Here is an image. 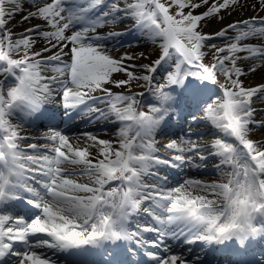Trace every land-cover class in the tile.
<instances>
[{
	"label": "snow or ice",
	"instance_id": "snow-or-ice-1",
	"mask_svg": "<svg viewBox=\"0 0 264 264\" xmlns=\"http://www.w3.org/2000/svg\"><path fill=\"white\" fill-rule=\"evenodd\" d=\"M25 3L30 8L25 9ZM200 8L205 10L195 14ZM248 10L264 12V0H0V209L27 193V202L41 210L30 221L0 211V261L49 264L42 251L57 243L125 239L146 249L153 264H187L172 248L174 242L192 245L224 239L231 225L211 209L214 197L231 190V181L187 178L170 188L166 173L150 169H178L193 164V157L201 161L195 166L203 167L209 156H215L220 158L214 166L218 171L222 166L231 169L223 176L229 172L251 176L264 192V141L248 138L254 130L264 129V119H256L254 107L257 100L264 101V83L245 86V78L264 72V16L237 19L215 32L204 30L213 20L223 22ZM17 15L19 23L40 22L14 33L8 25ZM126 20L158 49L150 64L130 63L136 57L127 52L114 55L115 47L109 48L107 42L123 31H99ZM209 53L213 60L206 64ZM137 68L142 75H136ZM119 73L127 78L115 79ZM218 74L225 83L219 95L207 99L208 85L215 87ZM158 76L163 77L162 84H156ZM135 80H142L153 94L155 103H148L147 112L142 109L148 92L125 94L108 87L125 88ZM179 86L183 91L176 99L172 92ZM57 97L69 120L74 114L90 124L118 123L114 135L119 149L90 132L79 134L74 143L55 125L58 113L44 109ZM174 104L200 105L194 121L210 122L223 133L211 141L208 155L199 134L192 131L164 144L170 159L155 155L153 137ZM37 113L38 119L48 122L41 137L45 143L23 148L20 142L29 137L20 135L22 126L12 118ZM74 176H85L89 183ZM144 176L153 183H145ZM112 181L120 186L105 191ZM143 203L148 205L143 213L152 223L130 230V217L139 215ZM257 219L251 228L256 235L264 231ZM146 233L153 238L147 239Z\"/></svg>",
	"mask_w": 264,
	"mask_h": 264
},
{
	"label": "rangeland",
	"instance_id": "rangeland-1",
	"mask_svg": "<svg viewBox=\"0 0 264 264\" xmlns=\"http://www.w3.org/2000/svg\"><path fill=\"white\" fill-rule=\"evenodd\" d=\"M185 11H187V10H185ZM234 34L235 33H232V32L229 33V35H234ZM212 43H219V41H212ZM129 45H131V46H129ZM123 49L129 55H133L136 57V59L134 61L130 62V63H134L136 65L150 64L151 61H149V54L154 53L157 56V52H158V49H156L154 45L145 44V42L142 43V42H138L136 40H134V42L127 41L123 45ZM141 53H143L146 58H141V56H140ZM212 60H213V57H212L211 53H209L206 56L204 62L206 64H210L212 62ZM135 72H136V75H142L143 74V71L139 68H137L135 70ZM118 75L121 77V79L127 78L123 73H119ZM188 79H194V78L190 77ZM10 82L14 83V78H12V80ZM163 82L164 81H163L162 76L157 77L156 84H162ZM186 83H187V81H186ZM197 83H201V82L197 81ZM224 83H225V79H224L223 75L218 74V83L215 85V87L212 85H208V97H207V99H210L213 93L219 95L220 94V91H219L220 85H222ZM144 88H145L144 82L142 80H135V81H132L128 87L121 88V92H123L125 94L137 93L139 91L140 92H148V91H144ZM182 91H183V86L176 87L174 89V91L172 92L173 97L176 99H179ZM144 100H145L146 104L142 110L147 112L148 111L147 108L149 107L148 103H155V101L153 100V94L151 92H148V94L145 95ZM205 102H206V100H205ZM101 107H103V105H101ZM178 107L179 106H177V108ZM199 107H200V105L197 106L195 108V110H193V111L191 110V112L189 114L183 115L182 122L184 123V125L182 126V132L181 133L180 132L177 133V131H172V134H169V129L175 130V127L178 125V123H175V122H173L172 124H169L167 126L161 127V128L159 127L160 131L156 132L157 134L154 137L155 141H156L155 147H156L158 152L161 153L162 151H164L163 146H164V144L169 142L170 139L179 138L181 136H184L189 131H192L193 133L199 134L197 139L199 140V142L202 145L205 146L207 143H211V141L216 137L217 132H215V130L212 127H210V125L207 122L201 121V122L197 123L193 119V117L199 111ZM254 107L257 109L256 119L257 120L264 119V101L257 100L254 104ZM177 108H175V104H174L173 109H174L175 117L177 116ZM197 115H200V114L198 113ZM190 118H191V120H189ZM12 120H17V119H16V117H13ZM74 120L75 121H72V123L76 122V119H74ZM77 120H78V118H77ZM107 126L112 127V123H105L103 121H101L100 123H96V124H90L89 123L88 125L85 124V127L83 129H81L79 132L74 133V134H68V135L70 137H73V140H75V137H78L79 134L84 133V132H90L92 134L97 135L98 137L100 136V138H104L106 136L114 134L112 131L105 132V131L101 130ZM261 130L264 131V129H261ZM29 133H32V134H35V133L39 134L40 133V135H39L40 137H39V139H34L35 137L24 135V137H29V139H26V140H23L22 142H20L21 147L26 148V146L30 143H37V144H44L45 143V140L41 139V137H43L45 132H42L41 130H39V128L38 129L34 128V129L30 130ZM251 134H253V132H251ZM21 136H23V134ZM249 139L254 140L255 137H253V138L251 137ZM254 141H259V138L257 137V139ZM75 142H76V140H75ZM229 142H232V141L229 140ZM208 153L209 152L205 151L204 154L208 155ZM155 155L158 156L159 154L155 153ZM186 155H191V154H186ZM197 159H198V157H193V160H197ZM210 163H212V160H210L208 158V160H206L204 163L206 165V168H207V165ZM203 167H201V168H203ZM205 171H208V170H205ZM205 171H202V174H200V175L192 176V177H188V178L200 179L204 182H207L206 180H210V178H213L214 182H217L218 180H220L218 177H216L215 174L210 173V172H205ZM179 177H181V176H179ZM71 178L76 179V180H78V182H81V183H88L87 181L86 182L84 181V179H87V177H85V176H74ZM179 179H181V178H179ZM209 183H211V182H209Z\"/></svg>",
	"mask_w": 264,
	"mask_h": 264
},
{
	"label": "bare ground",
	"instance_id": "bare-ground-1",
	"mask_svg": "<svg viewBox=\"0 0 264 264\" xmlns=\"http://www.w3.org/2000/svg\"><path fill=\"white\" fill-rule=\"evenodd\" d=\"M28 8H30V5L28 3H25V9H28ZM204 10H205L204 8H200V9L196 10L195 14H199L200 12H203ZM253 15L264 16V12H259L258 13V12H252L251 10H248V11L243 12V13L234 14L232 16H229L223 22H217V21L213 20V21L210 22L209 26L207 28H205L204 30L206 32H215V31L219 30V28L222 27L224 24L231 23L232 21L237 20V19H247V18H249L250 16H253ZM20 19H21V16L17 15L12 20V22L8 25V27L11 28L14 33H22V32H24L25 29L31 27L33 24H36V23L40 22V21H37V20H32V21L26 22V23H19ZM109 30H121L124 33L121 37L113 39V40H110V41L107 42V46L109 48L115 47L116 51L114 52V55H116L117 57H119V55H121V54H123L125 52V50L123 49V45L127 41L134 42V40H136V41L142 42V43L145 42V44H151L150 41H148L145 37H142L140 35V33L137 32L133 28L131 21H127V20L123 21L122 23H120L118 25H115L114 28H113V26H109V27H106V28L99 29L100 32H107ZM248 43L259 44V43H261V41H259V40H250V41H248ZM39 47H42V45H37V48H39ZM50 54L51 53H48L46 55H50ZM155 58H156V54H154V53L149 54V61L152 62V60L155 59ZM50 74L51 73H49V75ZM0 78H2V77H0ZM114 78L117 79V80H122L121 77L118 74H114ZM8 79H9V82L12 80L11 77L8 78ZM261 83H264V72H257L256 74L250 75L247 78H245V86L246 87H248V86H256V85L261 84ZM108 87L111 88L113 92H117V93L121 92V88H115L113 85H108ZM144 91H148V89L144 88ZM137 93H140V91L137 92ZM195 107H197V106H195ZM44 109H47L49 111L55 110L57 113H61L62 111H65V109L61 105L59 97H57L55 99V101H53L52 103L44 105ZM44 109H42V110H44ZM147 110H148V108H147ZM38 116H39V113H37V114H35L33 116H30V117H23L21 119H17L18 121L17 120H12V122L14 124H21L22 130L20 131V135L23 134V136L25 135V136L36 137L38 135L37 133L32 134V133H29V131L34 128L33 125L36 126V125L40 124V125L44 126L43 119H38L37 118ZM165 118L167 120V117H165ZM83 119L81 120L82 122L88 123L87 122V118L86 119L83 118ZM189 120H191V118ZM80 123L81 122L78 121V124H80ZM207 123L210 125V127H212L215 130V132H217L216 137H223V133L222 132H220L218 129L213 127L210 122H207ZM43 126H41V127L38 126L37 128H41V130L44 131V129H43L44 127ZM162 126H163V123L161 124L160 128ZM80 128H81V126L78 127V125L76 127H70V128H68L65 131V133L71 134V133L79 131ZM118 128H119V124L118 123H112V127L107 126V127H104L101 130H103L105 132L112 131L113 133H115L118 130ZM158 131H160V130L157 129L156 132H158ZM253 134L250 133L248 138L255 137L254 140H256L257 137H258L259 141H264V131L263 130L256 129V130L253 131ZM154 137H153V139L155 140ZM99 138H100V136H99ZM224 138L232 141L233 143H236L234 138H231V137H224ZM100 139H105V140L111 141L113 143L114 148H116L117 150L119 149L118 138L114 134L106 136L104 138H100ZM254 140H252V141H254ZM73 142L75 143V140H73ZM205 146L207 147L206 148L207 152H211L212 151V149L210 147V143H207ZM93 153L95 154V150H93ZM167 153H169V152L163 151V152H161V156L164 157ZM212 160H213V162L210 163V164H211V168L213 169L214 174L216 175V177H218L221 180H223L224 176L222 175V173L225 172V171H228L229 168L227 166H222L220 168V170L218 171L217 168L214 167V166L219 164L220 158L212 156ZM200 162L201 161L198 159L197 164L200 163ZM191 165L194 166L196 164L194 162ZM188 170H189V168L187 169V171ZM142 179H148V178H146L144 176ZM84 181L85 182L87 181L89 183L88 179H84ZM212 181H213V178H210L209 182H212ZM215 241H216V245L224 243V239L215 240ZM205 246L208 247L209 249H211V248H214L215 245L210 244V242H206ZM47 250L51 252V255H50L51 257H52V254L55 251L56 252L59 251L57 249H52V248L51 249H47ZM47 250H45V253H48ZM259 254H261V253H259Z\"/></svg>",
	"mask_w": 264,
	"mask_h": 264
},
{
	"label": "clouds",
	"instance_id": "clouds-1",
	"mask_svg": "<svg viewBox=\"0 0 264 264\" xmlns=\"http://www.w3.org/2000/svg\"><path fill=\"white\" fill-rule=\"evenodd\" d=\"M229 181L232 182L231 190L213 198L211 212L223 217V222L231 225L230 230L223 234L225 240L229 237L241 239L255 236L251 228L261 213H264V192H261L251 176L236 177L231 172L225 173L221 183Z\"/></svg>",
	"mask_w": 264,
	"mask_h": 264
}]
</instances>
